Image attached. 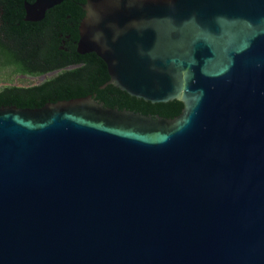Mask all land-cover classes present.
Segmentation results:
<instances>
[{"label": "water", "instance_id": "95a60500", "mask_svg": "<svg viewBox=\"0 0 264 264\" xmlns=\"http://www.w3.org/2000/svg\"><path fill=\"white\" fill-rule=\"evenodd\" d=\"M81 8L102 88L182 112L0 107V264H264V0Z\"/></svg>", "mask_w": 264, "mask_h": 264}, {"label": "trees", "instance_id": "16d2710c", "mask_svg": "<svg viewBox=\"0 0 264 264\" xmlns=\"http://www.w3.org/2000/svg\"><path fill=\"white\" fill-rule=\"evenodd\" d=\"M24 0H0V83L10 82L18 74H29L40 77L55 72L40 84L30 87L6 86L0 89V107L16 106L18 108H40L46 103L70 100L88 95L104 102L106 106L127 109L145 115H160L174 118L182 112L183 105L179 101L167 103H151L137 99L109 85L108 74L104 62L94 53L84 56L77 54L71 59H63L61 52L54 46L43 50L41 70L33 73L23 68L22 62V29L29 28L24 23ZM84 2V0H81ZM72 14L83 17V12L69 2H64L54 14L65 20V15ZM47 18L43 23H51ZM45 26H42L44 29ZM30 30V29H28ZM71 64H81L74 69H64Z\"/></svg>", "mask_w": 264, "mask_h": 264}, {"label": "flooded vegetation", "instance_id": "af4514ba", "mask_svg": "<svg viewBox=\"0 0 264 264\" xmlns=\"http://www.w3.org/2000/svg\"><path fill=\"white\" fill-rule=\"evenodd\" d=\"M34 1L35 0L23 1V20L24 23H28V29L30 30L26 29L25 27H23L22 29V62L24 63L22 65L24 69L36 73L40 71L42 67L41 60L43 50H53L51 46H54L57 51L62 53L59 55H61V58L63 59L68 60L74 57L76 54L77 56L81 55L77 52V43L79 40V24L83 17L77 18L72 14H67L65 15V20H62L61 18L59 19L58 17H55L54 14L56 13V10L66 1L73 4L74 7L79 9V11L83 12L81 5L84 2L81 0H64L59 5L46 11L44 18L41 21H25L26 12L24 3H33ZM47 18L53 19L52 22L48 24L43 23V21ZM42 26H45V28L42 29ZM80 65L81 64H71L64 69H74L76 67H79ZM50 74H55V72L49 73L47 75ZM18 76L34 77L24 73L18 74Z\"/></svg>", "mask_w": 264, "mask_h": 264}, {"label": "rangeland", "instance_id": "374dc122", "mask_svg": "<svg viewBox=\"0 0 264 264\" xmlns=\"http://www.w3.org/2000/svg\"><path fill=\"white\" fill-rule=\"evenodd\" d=\"M52 75L53 74L40 76V77H29V76H18V75H16V76L12 77L10 82L0 83V89L4 88L6 86H17V87L34 86V85L40 84L41 82H43L44 80H46L47 78H49Z\"/></svg>", "mask_w": 264, "mask_h": 264}]
</instances>
